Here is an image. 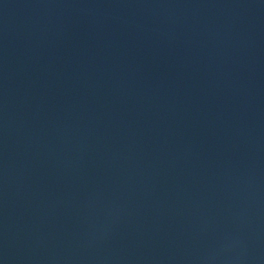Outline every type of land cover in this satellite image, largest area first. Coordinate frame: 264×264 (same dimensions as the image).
<instances>
[{"label": "water", "instance_id": "water-1", "mask_svg": "<svg viewBox=\"0 0 264 264\" xmlns=\"http://www.w3.org/2000/svg\"><path fill=\"white\" fill-rule=\"evenodd\" d=\"M0 264H264V0H0Z\"/></svg>", "mask_w": 264, "mask_h": 264}]
</instances>
